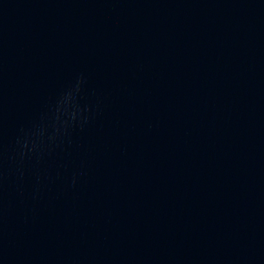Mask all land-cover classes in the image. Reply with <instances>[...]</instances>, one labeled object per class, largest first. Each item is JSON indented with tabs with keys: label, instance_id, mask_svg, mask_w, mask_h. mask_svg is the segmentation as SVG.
Listing matches in <instances>:
<instances>
[{
	"label": "water",
	"instance_id": "95a60500",
	"mask_svg": "<svg viewBox=\"0 0 264 264\" xmlns=\"http://www.w3.org/2000/svg\"><path fill=\"white\" fill-rule=\"evenodd\" d=\"M0 264H264V0H0Z\"/></svg>",
	"mask_w": 264,
	"mask_h": 264
}]
</instances>
